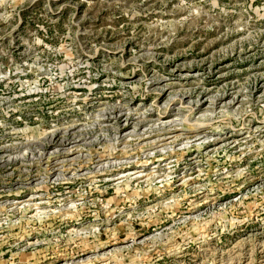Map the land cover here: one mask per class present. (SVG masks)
I'll return each instance as SVG.
<instances>
[{"label":"rangeland","instance_id":"374dc122","mask_svg":"<svg viewBox=\"0 0 264 264\" xmlns=\"http://www.w3.org/2000/svg\"><path fill=\"white\" fill-rule=\"evenodd\" d=\"M0 264H264V0H0Z\"/></svg>","mask_w":264,"mask_h":264},{"label":"bare ground","instance_id":"6f19581e","mask_svg":"<svg viewBox=\"0 0 264 264\" xmlns=\"http://www.w3.org/2000/svg\"><path fill=\"white\" fill-rule=\"evenodd\" d=\"M146 176V175H145Z\"/></svg>","mask_w":264,"mask_h":264}]
</instances>
